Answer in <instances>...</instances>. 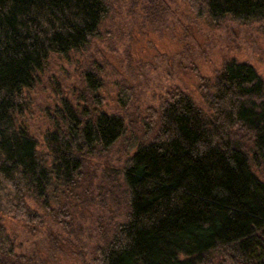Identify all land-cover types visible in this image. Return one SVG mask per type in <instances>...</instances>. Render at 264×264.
<instances>
[{
  "label": "trees",
  "instance_id": "16d2710c",
  "mask_svg": "<svg viewBox=\"0 0 264 264\" xmlns=\"http://www.w3.org/2000/svg\"><path fill=\"white\" fill-rule=\"evenodd\" d=\"M183 1L212 25L264 21V0ZM114 3L0 0V264H34L14 223L66 230L97 202L90 163L118 143L123 165L104 175L124 214L107 223L94 264H264V80L252 65L227 62L204 103L173 86L131 121L106 110L94 62L84 87L45 110L42 143L33 133L32 91L51 60L91 47ZM129 96L120 90L121 107Z\"/></svg>",
  "mask_w": 264,
  "mask_h": 264
},
{
  "label": "rangeland",
  "instance_id": "374dc122",
  "mask_svg": "<svg viewBox=\"0 0 264 264\" xmlns=\"http://www.w3.org/2000/svg\"><path fill=\"white\" fill-rule=\"evenodd\" d=\"M114 4L101 37L69 60L54 57L32 91L31 126L40 143L45 110L69 97L70 89L84 87L82 75L94 62L105 80L100 93L106 110L122 112L131 121L148 107L158 106L173 86L204 103L208 81L231 60L252 65L264 80V21L239 24L228 19L208 24L183 0H115ZM121 89L130 93L124 108L118 101ZM125 158L118 143L106 157L92 160L97 202L79 207L69 229L47 223L50 228L32 234L14 223L19 250L34 264H94L93 248L103 242L107 223L123 213L119 192L109 190L112 182L104 174L109 167L121 168Z\"/></svg>",
  "mask_w": 264,
  "mask_h": 264
}]
</instances>
